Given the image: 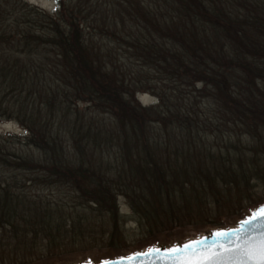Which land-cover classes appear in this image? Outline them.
I'll return each mask as SVG.
<instances>
[{
	"label": "trees",
	"instance_id": "obj_1",
	"mask_svg": "<svg viewBox=\"0 0 264 264\" xmlns=\"http://www.w3.org/2000/svg\"><path fill=\"white\" fill-rule=\"evenodd\" d=\"M67 1L0 0V118L26 132L0 133L23 174L0 173V264H60L92 237L75 211L118 226L120 198L151 238L263 205L264 0Z\"/></svg>",
	"mask_w": 264,
	"mask_h": 264
},
{
	"label": "rangeland",
	"instance_id": "obj_2",
	"mask_svg": "<svg viewBox=\"0 0 264 264\" xmlns=\"http://www.w3.org/2000/svg\"><path fill=\"white\" fill-rule=\"evenodd\" d=\"M25 3H29L30 6L38 7L43 10H46L50 13H54L58 10V6L60 5L61 1L67 0H24ZM104 2H108V0H102ZM101 1V2H102ZM105 6L106 3H103ZM113 16L112 14H109ZM10 19L13 18L9 16ZM9 21L7 23V28H11ZM9 45H7L8 48ZM26 60L27 57H22ZM138 99L140 103L143 105H151L156 104L157 100L153 97V94L150 93H140L138 94ZM206 110V109H205ZM203 110H201L202 112ZM212 109L206 110V114L214 117L212 114ZM0 133L1 134H11V135H19L25 136L26 132L22 129L16 122L10 121L6 118H0ZM250 141V139H247ZM5 177H13L15 175H19V179L23 177L22 173H15V172H6L1 170ZM260 199L264 200V191L260 188L258 190ZM119 203V213L121 219L119 220V225H115L107 215H99V213H92V212H83V211H75V218L80 216V221L83 219V223L80 224L81 229H88L89 232L92 234L86 239L84 244L78 246L77 248L71 247L63 250V252H59L58 255L60 257V264H75V263H91L97 261H110L115 260L118 258L123 257H130L134 253L145 252L146 250L150 249L151 247L158 246V245H175L177 243H184L189 240H196L201 238L209 231H213L210 227L206 228L205 230H197L194 227H187L184 229H178L173 231L170 234H162L156 235L157 237H152V235H147L144 228L140 227L133 218L131 219L132 212L129 209L125 199L120 198L118 200ZM250 214V213H249ZM248 214V215H249ZM124 217V218H123ZM77 218L76 220H78ZM126 220V222L124 221ZM79 221V222H80ZM238 222H231L227 225L226 229L236 228V224ZM111 231L115 232L114 239H113V246L109 243V238L111 235ZM56 260L53 258V261ZM52 261V260H51Z\"/></svg>",
	"mask_w": 264,
	"mask_h": 264
},
{
	"label": "snow or ice",
	"instance_id": "obj_3",
	"mask_svg": "<svg viewBox=\"0 0 264 264\" xmlns=\"http://www.w3.org/2000/svg\"><path fill=\"white\" fill-rule=\"evenodd\" d=\"M264 229V206L242 221L237 229L215 232V245H207L205 239L177 243L165 249L152 247L147 252L134 253L133 257H155L164 253L163 264H264V231L250 234V226ZM225 240H231L225 245ZM133 257L120 261H105V264H136Z\"/></svg>",
	"mask_w": 264,
	"mask_h": 264
},
{
	"label": "water",
	"instance_id": "obj_4",
	"mask_svg": "<svg viewBox=\"0 0 264 264\" xmlns=\"http://www.w3.org/2000/svg\"><path fill=\"white\" fill-rule=\"evenodd\" d=\"M260 207H262V206H260ZM260 207L256 208L255 210L259 209ZM253 211H252V213H253ZM242 221H244V220H242ZM242 221L238 222L236 224V228H233V229H237L238 226H239V224ZM217 231H219V230L209 231L205 235H203L200 239H205L207 245H210V246L211 245H215V243L217 242V238L213 234L215 232H217ZM248 231H249L250 234H256L258 231H264V229H258V226L252 225V226L249 227ZM200 239H197V240H200ZM230 243H231V240H225L224 241V244L226 246L229 245ZM154 247H157V248H161V249H165L166 250L167 248H169L171 246L170 245H163V246L162 245H158V246H154ZM145 252H147V251H145ZM139 253H142V252H139ZM163 255H164V253L161 252V255L160 256H155V257H139V258H135V257H133V255L130 256V257H133L136 260V264H163V260H162ZM120 259L121 258H118V259H115V260H110V261H120ZM75 264H79V263H75ZM80 264H84V263H80ZM88 264H105V262H102V261L101 262L100 261L94 262L93 261V262L88 263Z\"/></svg>",
	"mask_w": 264,
	"mask_h": 264
}]
</instances>
